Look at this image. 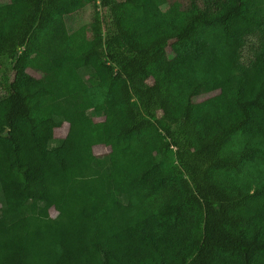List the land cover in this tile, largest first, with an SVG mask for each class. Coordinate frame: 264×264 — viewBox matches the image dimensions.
Masks as SVG:
<instances>
[{
  "label": "trees",
  "instance_id": "1",
  "mask_svg": "<svg viewBox=\"0 0 264 264\" xmlns=\"http://www.w3.org/2000/svg\"><path fill=\"white\" fill-rule=\"evenodd\" d=\"M0 195V264H264V0H0Z\"/></svg>",
  "mask_w": 264,
  "mask_h": 264
},
{
  "label": "rangeland",
  "instance_id": "2",
  "mask_svg": "<svg viewBox=\"0 0 264 264\" xmlns=\"http://www.w3.org/2000/svg\"><path fill=\"white\" fill-rule=\"evenodd\" d=\"M94 14H95V7L88 6L87 8H85L80 12L67 16L66 21L69 32H74L83 26L89 25L93 21ZM252 46L253 44L251 46L250 45L247 46L244 49L243 61L245 64H248L252 58ZM103 119L104 118L101 115L95 117L96 121H102ZM72 134L73 132L70 130L68 124L63 125L60 129L56 130V136L59 138L69 137L72 136ZM94 151L96 154L100 155L109 152V148L105 146H96L94 148ZM1 206H2V197L0 195V208ZM53 215L55 216V213H53Z\"/></svg>",
  "mask_w": 264,
  "mask_h": 264
}]
</instances>
